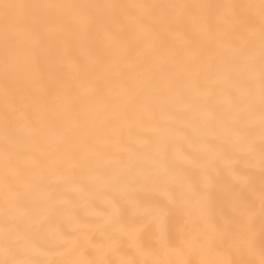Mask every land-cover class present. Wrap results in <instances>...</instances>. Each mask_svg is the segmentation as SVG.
Returning <instances> with one entry per match:
<instances>
[{"label":"snow or ice","instance_id":"6c2138e0","mask_svg":"<svg viewBox=\"0 0 264 264\" xmlns=\"http://www.w3.org/2000/svg\"><path fill=\"white\" fill-rule=\"evenodd\" d=\"M252 7L11 0L0 29L7 264H264V7L249 23Z\"/></svg>","mask_w":264,"mask_h":264},{"label":"clouds","instance_id":"9594fccd","mask_svg":"<svg viewBox=\"0 0 264 264\" xmlns=\"http://www.w3.org/2000/svg\"><path fill=\"white\" fill-rule=\"evenodd\" d=\"M19 3L24 5L25 8L31 7L32 4L36 2V0H18ZM74 2H81V3H86L88 0H74ZM157 2H164V0H157ZM186 3H193L194 0H185ZM234 3H238L239 0H233ZM246 3L249 5H252L253 7L250 8L247 11L246 14V20L249 23H258V9L259 7H264V0H245ZM11 3V0H0V29L3 28V26L7 23L9 19V15L11 13V9L9 8V4ZM264 35V31L257 33V36ZM2 59H3V54H2V49H0V68H2ZM261 179V173L257 172L256 176V181L257 183ZM137 196L144 198L148 196V193L146 192H139L137 193ZM255 224L257 228L261 226V224H264V209L261 208L259 203H257L256 208H255V217H254ZM4 223H6V216L5 215H0V226H2ZM34 240L36 243H50V241L47 240H41L39 236L34 237ZM0 244H2V232H0ZM257 245L258 246H264V233H258L257 236ZM25 255V252L22 248L20 247H14L11 252H10V257L11 256H23ZM9 257H5L4 255L0 254V264H7V260ZM30 259V264H63V261L60 257H42L39 255H31L29 257ZM232 264H242L241 257L240 255H233L232 258ZM247 264H257L255 258H247Z\"/></svg>","mask_w":264,"mask_h":264}]
</instances>
